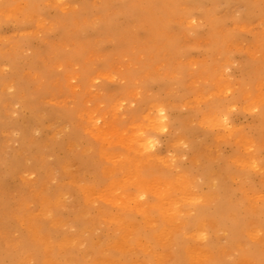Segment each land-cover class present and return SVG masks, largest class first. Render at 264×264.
Wrapping results in <instances>:
<instances>
[{
    "label": "rangeland",
    "instance_id": "rangeland-1",
    "mask_svg": "<svg viewBox=\"0 0 264 264\" xmlns=\"http://www.w3.org/2000/svg\"><path fill=\"white\" fill-rule=\"evenodd\" d=\"M244 9L237 3L233 17ZM191 19L198 33L187 35L182 52L160 53L140 78L124 75L138 68L128 57L86 84L80 64L57 67L67 91L46 92L45 117L74 112L79 141L69 139L67 121L41 120L33 132L50 170L25 176L31 184L43 178L39 192L49 207L35 221L55 231L56 264H264V124L256 134L260 112L252 109H264V16L251 25L226 22L223 31L232 35L215 55L205 19L200 12ZM181 69L188 75L182 85ZM225 94L244 99L230 110V129L202 123ZM247 96L256 102L245 111ZM161 109L168 128L155 130L150 120ZM143 132L156 140L150 151L131 142ZM19 137L10 131L5 156L26 154ZM40 193L24 219L37 213ZM30 231L19 225L13 235Z\"/></svg>",
    "mask_w": 264,
    "mask_h": 264
},
{
    "label": "bare ground",
    "instance_id": "bare-ground-1",
    "mask_svg": "<svg viewBox=\"0 0 264 264\" xmlns=\"http://www.w3.org/2000/svg\"><path fill=\"white\" fill-rule=\"evenodd\" d=\"M239 2L245 9L239 18L233 17V8ZM194 12H200L209 26L214 44L210 52L215 51V55L226 50L232 35L223 31L225 23L253 24L264 16V0H0V131L4 136L0 139V264H24L28 258L36 264L57 263V253L51 247L55 231L50 226H37L35 221L49 207V202L44 201L47 195L39 192L43 178L35 184L25 178L43 168L50 170L47 153L41 150L42 141L33 132L41 120L67 121L71 126L69 139L79 141L74 112L53 111L45 117L46 92L67 91L65 81L56 73L57 67L80 64V75L86 84L92 73L106 71L117 60L128 57L138 68L124 75L140 78L150 70L154 57L158 59L164 52L181 53V43L187 35L198 33L191 19ZM8 27L10 33L5 32ZM179 73L178 82L182 85L188 75L182 69ZM242 96L228 99L225 94L227 100L214 103L201 122L230 129V110L244 100ZM245 100L242 108L247 111L256 101L249 96ZM17 103L19 108H15ZM252 109L260 112L255 125V133L260 135L264 109L258 105ZM12 111L19 113L17 119L12 118ZM165 119L161 109L150 124L155 130H165ZM14 128L20 132L19 141L26 154L7 157L6 144ZM107 133L115 135L116 131ZM117 134L120 136L119 130ZM131 142L140 152L150 151L156 144L144 132L131 138ZM59 146L63 148L65 144ZM29 159L33 162L28 163ZM11 178H19L20 184L4 187ZM38 193L41 206L35 215L24 219L27 202L36 199ZM224 205V201L219 203L221 210ZM19 225H26L31 231L15 237L13 232ZM193 256L198 257L197 249Z\"/></svg>",
    "mask_w": 264,
    "mask_h": 264
}]
</instances>
